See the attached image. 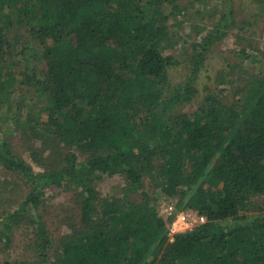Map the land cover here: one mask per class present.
<instances>
[{
    "label": "trees",
    "instance_id": "1",
    "mask_svg": "<svg viewBox=\"0 0 264 264\" xmlns=\"http://www.w3.org/2000/svg\"><path fill=\"white\" fill-rule=\"evenodd\" d=\"M165 2L0 0V110L25 138L43 141L31 152L44 168L37 173L1 130L0 165L30 191L0 219V242L12 256L10 231L28 221L36 238V260L12 264H264V66L229 82L231 102L220 89L195 113L178 112L199 94L206 51L253 23L238 21L228 0L215 31L193 45L190 81L173 86L179 61L164 54ZM115 176L126 193L101 199L96 183ZM62 191L76 194L81 225L54 259L41 208ZM170 206L206 222L170 242Z\"/></svg>",
    "mask_w": 264,
    "mask_h": 264
},
{
    "label": "rangeland",
    "instance_id": "2",
    "mask_svg": "<svg viewBox=\"0 0 264 264\" xmlns=\"http://www.w3.org/2000/svg\"><path fill=\"white\" fill-rule=\"evenodd\" d=\"M165 1L163 15L166 19L163 23L165 22L167 37L165 38L164 54L179 61V64L170 69V83L173 86H186L195 71L190 64V62H194L191 58L198 55L195 54L193 45H202L204 38L215 31L216 26L223 18L222 16L225 15L224 11L228 0H201L200 2L193 0L173 2L172 0L173 4L170 0ZM233 3L237 20L241 21L247 18L254 27L247 33L245 30L236 28L227 31L226 37L220 39L206 51V61L198 73V79L194 82L199 94L189 104L178 108L179 113L189 115L195 113L202 106L210 91L226 90L225 97L227 101L231 102L233 94L227 92L229 82L234 81V78L247 77V73L257 74L264 66V0H233ZM22 33L24 32L22 31ZM22 40L21 38L20 41L22 42ZM242 52L251 55L252 59L242 57ZM25 66L24 62L21 63V67L15 65L12 69L18 73L25 70ZM40 67L45 70V63H42ZM16 78L19 80L18 76ZM19 81L16 87L19 91H25L26 88L21 86ZM243 83L244 81H241V84ZM28 107L30 108L24 111L25 114L34 113L38 109L35 104ZM7 115L6 109L0 110V139L4 131L11 135L12 148L17 155L33 167L35 172H43L42 164H36L31 158L32 150L40 149L43 141L25 138L23 130L16 129L9 122ZM1 130L4 131L1 132ZM34 142L37 144L36 146H33ZM62 152L67 153V150H62ZM96 184L101 199L121 197L126 193V180L122 176H115ZM29 191V186L21 178L8 172L0 165V219H5L7 214L17 210L26 200ZM145 191L156 198L157 190L153 188L149 177L145 178ZM132 198L135 201H140L141 196L134 194ZM43 201L42 218L54 239L52 258L55 259L56 250L59 249L61 240L71 233L74 226L80 228V206L76 194L72 191H62L57 195L47 193ZM182 211L187 213L185 210ZM28 222H23L21 226H16L10 231L14 252L12 256L0 242V264L36 260V253L32 246L36 239L35 232L33 227H29Z\"/></svg>",
    "mask_w": 264,
    "mask_h": 264
},
{
    "label": "built area",
    "instance_id": "3",
    "mask_svg": "<svg viewBox=\"0 0 264 264\" xmlns=\"http://www.w3.org/2000/svg\"><path fill=\"white\" fill-rule=\"evenodd\" d=\"M168 213L173 216L168 233L170 242L174 241L176 235L189 233L206 222L205 217H197L191 213L177 211L173 206L169 207Z\"/></svg>",
    "mask_w": 264,
    "mask_h": 264
}]
</instances>
